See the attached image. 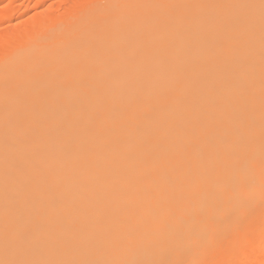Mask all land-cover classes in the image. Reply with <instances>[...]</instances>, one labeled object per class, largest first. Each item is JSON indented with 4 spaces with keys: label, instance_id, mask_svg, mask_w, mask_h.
<instances>
[{
    "label": "bare ground",
    "instance_id": "bare-ground-1",
    "mask_svg": "<svg viewBox=\"0 0 264 264\" xmlns=\"http://www.w3.org/2000/svg\"><path fill=\"white\" fill-rule=\"evenodd\" d=\"M99 2L0 53V264H195L264 218V0Z\"/></svg>",
    "mask_w": 264,
    "mask_h": 264
},
{
    "label": "rangeland",
    "instance_id": "rangeland-1",
    "mask_svg": "<svg viewBox=\"0 0 264 264\" xmlns=\"http://www.w3.org/2000/svg\"><path fill=\"white\" fill-rule=\"evenodd\" d=\"M68 2L69 0H41V4H36L35 0H0V17L3 16L2 18H0V43H1L0 53H3L4 56L8 55L7 53L8 51H10L8 50V48L10 47L9 45L10 42H12V44L17 46L18 43H20V40L22 43L24 40L28 39L31 34H33L34 36L37 34V32H38V35L41 33L42 35L45 34L44 32H46L47 29H50V26L54 24V21H51L53 20V17H54L53 14L56 15L54 19L56 18L57 20L58 17H60V15L64 11H68L67 9H69V11L72 10L71 4ZM102 3H103V0L102 1L100 0L99 4H102ZM52 10H54V12ZM6 11L7 13L4 14ZM49 18L51 20H49ZM46 19H48V22ZM28 24L30 25V27ZM47 25H49V27ZM39 30H40V33H39ZM27 31H28V34L26 33ZM33 32L36 34H34ZM11 37L13 39L15 38L16 39L13 40ZM4 38H7L9 41L6 42V39ZM3 43L4 44L6 43L7 45H4ZM2 45H4V47ZM12 48L10 47L9 49H12ZM5 50H7L6 51L7 53L3 52ZM250 217H252V219H250ZM250 217L246 219L245 222L243 221L244 223L243 225H241V226H244V228L242 229V233L241 231L239 232L240 230L239 228L237 229L238 233L234 231L231 232V230L227 234L225 233L227 236L228 234L230 235V233H231V236L235 234L237 235L235 236L237 239L233 237L235 239L234 243H231L233 241H231L232 238L230 236L231 239H230V242L228 241L229 243L228 242H224V243L218 242V244H213V247L210 246L212 247V249H210L211 253L209 252V255H208V252H207L204 255V257L206 256L207 259H204L203 256H200V258L195 264H250V263L251 264H264V220H263L264 218L262 216H257L256 218H254L255 216L254 217L250 216ZM233 232L235 234H233ZM227 236H224V237H227ZM235 241H237V243H235Z\"/></svg>",
    "mask_w": 264,
    "mask_h": 264
}]
</instances>
